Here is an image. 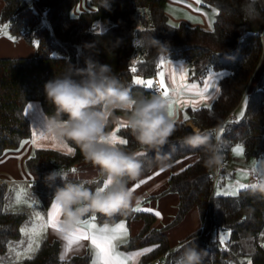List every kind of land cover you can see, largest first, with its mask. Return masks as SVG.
Returning <instances> with one entry per match:
<instances>
[{
    "label": "trees",
    "instance_id": "trees-1",
    "mask_svg": "<svg viewBox=\"0 0 264 264\" xmlns=\"http://www.w3.org/2000/svg\"><path fill=\"white\" fill-rule=\"evenodd\" d=\"M77 2L0 0V23L8 24L13 39L22 38L36 44L32 56H0V157L19 149L31 135L30 121L24 112L26 103L37 101L49 119L55 114V106L48 101L44 85L70 68H85L88 60L109 65L112 75L137 96L150 95L154 91L135 84L134 76L152 80L156 67L166 58L188 61L191 64L189 78L199 83L209 71L226 70L219 78L218 94L209 105L198 106L196 111L187 106V119L175 120L176 132L170 140L175 151L170 162L188 154H197V158L172 173L167 187L158 194L170 191L178 196L177 212L169 226L179 223L192 207H196L199 227L171 248L165 228L151 227L155 217L148 211L131 208L126 215L108 218L102 214H88L83 219L94 216L104 223L141 221L139 231L122 245L126 251L152 246L153 251L144 253L137 264H153L157 258H160L159 264H176L183 247L193 242L206 253L203 264H264V193L253 192L249 187L239 189L235 196L217 195L216 186H212V169L203 163L204 152L182 144V138L193 131L186 125V120H191L200 130L218 126L222 163L227 162L231 147L237 142L242 143L245 158L264 159V63L257 74L264 46V0H206L202 5L215 10L209 30L184 21L172 23L165 12L167 0H90L92 9L72 16L70 12ZM251 15L257 18L250 19ZM98 23L105 28L98 29ZM149 38L162 46L151 45ZM73 78L81 79L75 71ZM251 82L245 115L227 119ZM112 127L110 125V129ZM118 134L129 150H138L139 146L125 127L120 126ZM217 135L213 133L214 143ZM65 142L73 148L71 154L38 147L24 160L31 175L29 186L44 208L49 207L56 188L64 183L61 177L48 182L47 175L60 169L72 170L76 164L85 162L79 148L71 141ZM169 150L165 146L164 151ZM149 155L154 156V153ZM67 179L73 182L92 180L70 175ZM96 179L99 186L102 178ZM7 191L6 182L0 181V254L7 251L10 241L21 239L22 224L29 218L26 212L3 209ZM220 230L228 231V240L223 245L219 243ZM21 262L89 264V256L73 255L61 260L58 241L44 237L35 253Z\"/></svg>",
    "mask_w": 264,
    "mask_h": 264
},
{
    "label": "clouds",
    "instance_id": "clouds-1",
    "mask_svg": "<svg viewBox=\"0 0 264 264\" xmlns=\"http://www.w3.org/2000/svg\"><path fill=\"white\" fill-rule=\"evenodd\" d=\"M256 18L250 16V19ZM148 42L162 46L153 38ZM86 65L76 70L70 68L44 85L48 101L55 106V114L47 121V133L60 141L73 142L102 178L97 186L96 178L70 181L69 173L62 169L47 175L48 182H54L57 177L64 179L63 186L57 187L53 196L62 213L61 235L76 230L88 214L108 218L126 215L133 200L138 199L129 187L130 182L153 166L170 167L175 151L170 140L176 132V123L169 115V100L164 93L157 90L150 95H133L129 87L112 75L109 65L91 60ZM74 71L81 79L73 78ZM117 113L122 114L123 124L139 146L138 150H129L126 142L120 143L109 130L110 125L120 122ZM214 132L215 129H194L182 138L184 146L204 152L203 163L209 170L222 164L219 138L216 136L214 143ZM165 146L169 147L168 152L164 151ZM258 164L260 175L254 178L251 188L253 192L264 193V160ZM205 254L194 242L186 244L176 264H203Z\"/></svg>",
    "mask_w": 264,
    "mask_h": 264
},
{
    "label": "crops",
    "instance_id": "crops-1",
    "mask_svg": "<svg viewBox=\"0 0 264 264\" xmlns=\"http://www.w3.org/2000/svg\"><path fill=\"white\" fill-rule=\"evenodd\" d=\"M206 0H167L165 4V12L169 18V20L176 24L181 21L186 22L189 25H198L204 29H211L213 25V19L215 15V10L213 8H207L204 7L202 4L205 3ZM1 6V5H0ZM1 26V24H0ZM100 26V25H99ZM98 26V27H99ZM263 38V45H264V32L262 33ZM23 52L25 54H31L34 53V46L30 43H27L24 39H11L8 37L3 36V34L0 36V54H9L11 52ZM21 57V56H18ZM178 62L175 61H165L164 62V78L166 81V86L163 85L164 89H167L171 92L170 89V82L169 79L166 80V75H168V78L172 75L174 67H178ZM264 63V46H263V56L261 58V65L259 69L257 70V74L261 70V66ZM163 69L161 68L160 71ZM214 71V72H213ZM225 74L222 71L218 70H212L209 71L205 79L202 83H197V89H203L204 83L209 80V77L211 76L213 78V83L216 85V88L219 89V78ZM161 81V79H160ZM251 85L247 87L245 90L241 101L237 105V107L233 110L235 119H237L236 111L240 110L241 105L243 106V111L246 103V99L249 95V90ZM215 89H210L209 94L214 92ZM218 94V92H215V96ZM211 99H205L203 96L199 95H190L188 98H185V103L180 104L177 106L175 103L174 105V115L172 118H176L177 116L181 115L183 116L182 108L185 111V108L187 106H192L195 104L196 107L198 106H205L209 105L212 100ZM177 100V99H176ZM27 104V103H26ZM184 106V107H183ZM180 108V113L177 112V109ZM25 112V109H24ZM26 114V113H25ZM27 116V114H26ZM186 116V112H185ZM28 117V116H27ZM29 119V117H28ZM185 119V118H184ZM175 120V119H174ZM183 120V119H181ZM30 121V120H29ZM31 125V123H30ZM187 126H192V129L194 130L195 126L191 120H186ZM114 126V125H113ZM113 127L110 129L112 130ZM235 144L232 145V147ZM231 147V148H232ZM31 149L29 148L27 142H23L19 149L15 151H9L5 153L2 157H0V181L6 182L8 186V191L11 190L12 186L16 184H22L25 188H29L32 190L29 186V179L31 178V175L29 171L25 167L24 160L31 155ZM231 155V152H230ZM229 155V157H230ZM244 155V154H243ZM197 158V154H188L186 156H183L173 162H170L171 166L168 168H164L163 171H161V168L159 166H155L148 174L141 175L137 178V180L130 182L129 187L131 189H135L133 191L134 196L138 199L133 200L132 208L139 207L142 211H146L144 209H151V212L155 219L152 223L151 227L154 228H162L164 227V233L167 236L169 246L171 248L177 246L181 240H183L185 237H187L190 233H192L194 230H196L200 225V219L199 214L196 209V207H192L183 217V219L174 225H168L173 218L175 217V214L177 212V203H178V196L174 192H164L161 195H158L160 192L165 190L167 187V182L170 177V175L174 172L179 171L180 169L184 168L186 165L192 163ZM264 160V159H261ZM229 161V158L227 160V163ZM259 158L252 159V158H239L237 165L232 166L231 170L232 173L231 176L233 177V174H239L243 176H247V179L252 175L253 172H258L260 174L259 170V164H258ZM222 163L221 166L217 168L212 169L213 174L220 175L219 179L222 180L223 174L226 172L225 170V164ZM78 168L82 171L81 176L76 178H83V179H93L98 177V170L96 171V174L93 175L92 167L89 163L81 162L78 165ZM255 168V171L253 170ZM239 171V172H238ZM90 172V173H86ZM238 172V173H237ZM90 175H93L90 177ZM73 177V176H71ZM143 181V183H141ZM245 182V183H244ZM239 183L247 184L246 181L239 180ZM136 185H139L136 187ZM219 185V182H218ZM27 186V187H26ZM7 191V192H8ZM33 191V190H32ZM7 194V193H6ZM153 196V197H152ZM139 202V203H138ZM55 202L52 200L48 208H45L46 210V218H47V226H46V233H44L43 237L48 238L49 240H57L59 243V257L61 258V255L64 254L65 258L63 260H66L73 255H88L89 256V264H92L93 260V252L91 247V240L89 239H82L80 243L83 245V247H80L79 251L76 250V247H73V250L66 253L64 252L66 241L63 239L64 235L59 234V231H56L51 227L50 224H48V212L51 210L52 204ZM160 213V215H156V213ZM59 222L62 218V213L60 211L59 213ZM88 221L90 223H94L97 228H104L107 227L109 229L115 228L117 225L123 224L124 229L126 230V235H122L121 239L115 241L117 244V251L120 253H123L124 256L128 257L126 260V264H137L139 262L140 257L144 254L143 250L146 248H152V246H146L138 249L133 250H124L122 248V245L127 242L129 237L131 235L136 234L139 229L142 226V222L139 220H133L129 223H126L125 221H118L116 223H104L99 222L97 220H92V217H88L83 219L82 221ZM60 226V225H59ZM168 226V227H167ZM40 239V240H41ZM103 247V245H101ZM143 253L142 255H135L136 253ZM160 259V258H157Z\"/></svg>",
    "mask_w": 264,
    "mask_h": 264
},
{
    "label": "rangeland",
    "instance_id": "rangeland-1",
    "mask_svg": "<svg viewBox=\"0 0 264 264\" xmlns=\"http://www.w3.org/2000/svg\"><path fill=\"white\" fill-rule=\"evenodd\" d=\"M93 5L90 3V0H78L76 6L71 10L72 16H77L81 11L92 9ZM1 26L4 28L3 36L13 39V36L11 35V32L8 29V24L6 22L0 23ZM100 25V26H99ZM98 29L103 30L105 28V25L102 23H98ZM33 45H36L35 42H33ZM34 53L31 54H25L23 52H11L9 54H0V56H8V57H18V56H32ZM165 61H175L178 62L179 65L177 68L174 67L172 75L168 78V75H166V80L169 79L170 82V89L178 84H197L199 82L191 80L189 78V68L191 64L188 61L184 60H177V59H170L166 58L163 59L160 63V67L163 69L162 71L158 72L159 78L163 81V85L166 86V81L164 78V62ZM181 67H183V74H181ZM226 73V70H218ZM214 72V71H213ZM161 73H163V76H161ZM137 79H143L140 76H134V80ZM150 78H146L144 80H148ZM167 87V86H166ZM190 95H180L176 99V104L179 106L180 104L185 103L184 99L188 98ZM29 105L31 107H29ZM184 107V106H183ZM237 107V106H236ZM178 108V107H177ZM182 108L183 116L179 115L175 120H181L184 119L185 111ZM243 111V106L241 105L240 110L236 111L237 119L241 118L240 112ZM177 112L180 113V108L177 109ZM25 113L29 117L30 123H31V135L29 138L24 140L23 142H27L29 148L31 149V153H33L34 149L38 147H51L54 149H57L59 151L68 153L69 149L73 148L70 144L63 141V144L60 142V140L56 139L54 136L47 133V121L48 119L44 115L39 103L37 101H28L25 105ZM117 116L120 117V122L116 123L113 126V129L110 130L112 133L115 131L117 138L121 139L120 135L118 134V131L116 129H119L121 124L123 123V116L121 113H117ZM195 125V124H194ZM197 126V125H195ZM188 127V126H187ZM189 128V127H188ZM192 129V126H191ZM194 129H199V127H195ZM193 130V129H192ZM43 134V135H42ZM22 142V143H23ZM235 149V151H234ZM231 155L229 157V161L227 164H225V170L226 172L222 176V180L219 179V176L216 178L214 182V186H216L215 191L216 193L219 192H225V191H235L238 192V186H239V180H243L248 182L249 178L247 179V176H243L239 174H233V177L230 173H232V166L239 164L238 159L243 158V145L241 142L235 143V145L230 150ZM72 153V152H71ZM252 159H256L254 157H251ZM259 160H261L259 158ZM79 164V163H78ZM78 164L74 166L73 169H76L75 172H72L71 170H66L70 175L73 177H79L81 176L82 171L78 168ZM93 175L96 174L97 169L92 168ZM65 170V169H64ZM237 172V173H238ZM87 174L90 172H86ZM254 173V172H253ZM252 173V174H253ZM258 173V172H257ZM259 174V173H258ZM93 175H90L92 177ZM260 175V174H259ZM219 182V185H218ZM245 183V182H244ZM27 187V186H26ZM3 209L8 211H23L26 212L29 216L27 220H25L22 224L21 230L22 237L20 240L17 241H10L8 243L7 251L3 254H0V264H22L21 260L25 257H30L33 255L37 249V245H39V241L41 237H43L44 233H46V226H47V218H46V210L43 207L40 199L38 198V195L30 190L28 187L25 188L22 184H14L10 191L7 192L4 198L3 202ZM37 216L42 217V220H38ZM38 225H44L42 229L40 230V234L33 239V246L32 250L28 251V242L29 237L32 235V229L34 226ZM221 234H225L227 236V239L225 240L224 244H226L228 240V231L227 230H220L218 233V237Z\"/></svg>",
    "mask_w": 264,
    "mask_h": 264
},
{
    "label": "snow or ice",
    "instance_id": "snow-or-ice-1",
    "mask_svg": "<svg viewBox=\"0 0 264 264\" xmlns=\"http://www.w3.org/2000/svg\"><path fill=\"white\" fill-rule=\"evenodd\" d=\"M199 2V0H197ZM133 71H136L134 68ZM181 74H183V67H181ZM161 76H163V73H161ZM135 84L137 85H144L148 89H153L155 91H160L164 93L168 100H169V115L173 116L174 115V105L176 102V98L180 95H199L203 96L205 99H211L214 98L215 92H218L219 89L216 88V85L213 83V78L210 76L209 80L204 83L203 89H197V85L195 84H178L174 86L171 89V92L167 89L163 88V81L161 80L158 86H154V82L151 79L144 80V79H137L134 81ZM210 89H215L214 92L209 94ZM207 106V105H206ZM29 107H31L29 105ZM193 111H196L197 108L195 104L192 105ZM240 116H244L245 113L244 111H241ZM187 119V117H185ZM121 127L126 128V124H121ZM116 131H119V129H116ZM223 132L224 130L221 129ZM43 135V134H42ZM113 136H116V132H113ZM218 138L220 139V136L217 135ZM120 143H125L126 141L124 139H119ZM63 144V141H60ZM73 150L69 149L68 154H71ZM235 151V149H234ZM143 155V154H141ZM255 171V168L253 169ZM72 172H75L76 169H72ZM163 171V169H161ZM143 183V181H141ZM139 185H136L138 187ZM249 187H252V185L249 184H243L240 183L238 186V189H247ZM135 189L133 188L132 191ZM217 195H233L235 196L237 192L232 191H225V192H217ZM139 203V202H138ZM146 211H151V209H144ZM60 208L57 204H52L51 210L48 212V224L51 225L53 229L56 231H60V226H59V213H60ZM133 211H141L139 207L133 209ZM156 215H160V213H156ZM38 220H42V217L37 216ZM92 220H95V217H92ZM44 227V225H38L34 226L32 229V235L29 237V242H28V251L32 250L33 246V239L34 237L38 236L40 234V230ZM22 232L24 231L23 229L21 230ZM122 235H126V230L124 229L123 224L117 225L115 228L109 229L107 227L104 228H97L94 223H90L88 221H82L79 227L64 235L63 239L66 241L65 249L64 252L65 254L72 251L73 247H76V250L79 251L80 247H83V245L80 243L82 239H89L91 240V247H92V252H93V260L92 264H126V260L128 257L124 256L123 253H120L117 251V244L115 241L121 239ZM227 239V236L225 234H221L219 236V243L224 244L225 240ZM103 245V247H101ZM38 247V245H37ZM158 247V246H155ZM153 251V248H146L143 250L144 253L151 252ZM143 253H136L135 255L139 256L142 255ZM30 258V257H29ZM65 258L64 254L61 255V260ZM250 264V262H249Z\"/></svg>",
    "mask_w": 264,
    "mask_h": 264
},
{
    "label": "built area",
    "instance_id": "built-area-1",
    "mask_svg": "<svg viewBox=\"0 0 264 264\" xmlns=\"http://www.w3.org/2000/svg\"><path fill=\"white\" fill-rule=\"evenodd\" d=\"M3 33H4V28H3L2 26H0V36H1ZM160 69H161V67H160V65H158V66L156 67V71H157V72H156V74L152 77V80H153V82H154V86H158L159 83H160V78H159V76L157 75L158 72L160 71ZM153 91H154V90H153ZM226 118L229 119V120H234V119H235V116H234V112H233V110L229 112V114L227 115ZM212 129H215V135H217V132H218V126H215V127L210 128V130H212ZM258 175H259V174H258L257 172H254V173L250 176V178H249L247 184L251 185V184L253 183L254 178L257 177ZM212 177H213L212 181L215 182V180H216V178L218 177V175H217V174H213ZM214 182H212V186H214ZM159 263H160V259H155V260L153 261V264H159Z\"/></svg>",
    "mask_w": 264,
    "mask_h": 264
},
{
    "label": "water",
    "instance_id": "water-1",
    "mask_svg": "<svg viewBox=\"0 0 264 264\" xmlns=\"http://www.w3.org/2000/svg\"><path fill=\"white\" fill-rule=\"evenodd\" d=\"M189 128H191V125L190 126H188Z\"/></svg>",
    "mask_w": 264,
    "mask_h": 264
}]
</instances>
